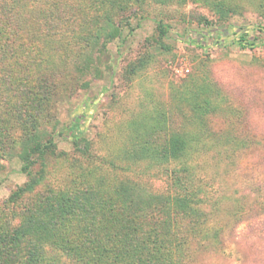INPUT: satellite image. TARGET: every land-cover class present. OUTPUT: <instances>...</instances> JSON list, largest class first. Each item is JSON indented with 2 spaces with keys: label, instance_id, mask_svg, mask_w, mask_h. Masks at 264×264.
Masks as SVG:
<instances>
[{
  "label": "trees",
  "instance_id": "16d2710c",
  "mask_svg": "<svg viewBox=\"0 0 264 264\" xmlns=\"http://www.w3.org/2000/svg\"><path fill=\"white\" fill-rule=\"evenodd\" d=\"M189 1L215 13L219 23L243 7L237 0L183 4ZM256 1L264 18V0ZM153 3L167 6L174 0H0V95L16 101L12 115L32 132L72 77L67 68L73 69L74 79L92 70L95 57L106 56L111 43L126 42L151 18L147 11ZM151 19L166 35L171 27L163 19ZM249 36L245 30L232 43L254 50L260 38ZM222 39L219 35L214 43ZM136 70L132 67L131 73ZM203 75L184 80V101L191 113L182 118L184 125L195 124L201 130L138 134L130 148L120 152L131 166L149 161L162 171L167 185L163 191L128 177L92 180L91 171L78 189L43 192L13 217L8 204L36 190L44 180L41 170L0 205V264H198L203 253L225 252L230 221L239 223L253 213H264V171L251 186L258 198H246L214 178L207 182L208 177L199 174L200 160L212 156L234 164L264 138L204 129L223 100ZM81 121L76 118L66 135L76 146L85 134ZM55 136L42 144L36 134L25 141L20 154L23 173L37 163L44 166L45 156L56 145ZM83 155L92 158L88 147Z\"/></svg>",
  "mask_w": 264,
  "mask_h": 264
},
{
  "label": "rangeland",
  "instance_id": "374dc122",
  "mask_svg": "<svg viewBox=\"0 0 264 264\" xmlns=\"http://www.w3.org/2000/svg\"><path fill=\"white\" fill-rule=\"evenodd\" d=\"M237 1L243 7L224 23L217 22V15L208 8L191 1L183 4V0H174L167 6L153 3L147 14L163 19L171 27L166 35L150 18L128 35L126 42L117 39L111 43L107 55L95 57L92 70L78 79L73 78V69L68 67L72 77H68L32 132L12 115L16 101L0 95V205L30 178L38 177L41 170L44 180L36 190L22 201L8 204L14 210L13 217L43 192L78 189L83 176L91 171L92 180L101 176L111 181L128 177L163 191L167 185L162 171L152 168L149 161L131 166L120 152L130 148L138 134L202 129L182 121L184 113H191V106L184 101V80L195 73L204 74L202 77L220 92L219 100H223L204 129L263 139L264 18L256 8V0ZM245 30L250 31V39L260 38L256 49L241 50L232 43L235 35ZM219 35L223 39L215 44L214 38ZM132 67L137 69L135 74L131 73ZM71 78L74 82L70 85ZM79 117L85 134L76 146L66 135ZM31 133L39 135L41 144L56 135V145L45 156L44 166L37 163L23 173L20 154ZM86 147L91 159L83 155ZM235 160L231 164L212 156L201 159L199 174L204 179L208 177L207 182L214 178L216 183L246 198H258L251 186L264 171V143L256 144ZM113 162L117 167H113ZM257 213L239 223L231 220L232 230L224 236L225 241L229 240L225 252L203 253L198 264H264V213Z\"/></svg>",
  "mask_w": 264,
  "mask_h": 264
}]
</instances>
